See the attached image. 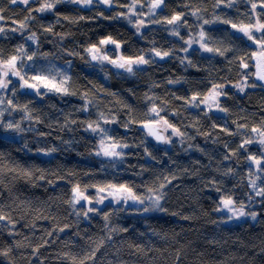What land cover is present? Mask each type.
Returning a JSON list of instances; mask_svg holds the SVG:
<instances>
[{
    "label": "trees",
    "instance_id": "1",
    "mask_svg": "<svg viewBox=\"0 0 264 264\" xmlns=\"http://www.w3.org/2000/svg\"><path fill=\"white\" fill-rule=\"evenodd\" d=\"M185 2L186 0H165L169 8L163 14L171 15L173 10L185 13L184 19L193 25L192 31L195 33L196 25L200 22L187 15L190 9L183 7ZM202 6L207 8L203 13L205 19H212L214 11L217 15L227 12L233 19L237 15L235 9H213L212 0H202ZM39 7L37 0H30L28 6L0 0V8H3L0 15L4 17L1 21L5 30L0 34V48L5 55H9L14 53L18 45H24L29 53L37 51L39 47L35 58L38 69H48L51 64L66 71L72 77L70 83L79 91H95V84L116 93V97L108 96L105 92L97 93L102 102L101 110L107 112L110 109L111 114L117 116L119 121L106 127L112 129L118 138L137 147L124 149L122 162L96 156L92 146L97 143V136L84 131L79 124L71 125V130H60V124L65 122V113H72L70 118L78 121L96 118L94 108H90L87 113L76 111L83 104L79 95L60 96L49 93L41 98L31 93H19L17 102L33 100L34 103L30 105L33 116H38L42 122L23 120L21 126L26 131L22 133L0 129V153L4 154L0 164L4 168L3 173H0V180L3 181L0 183V206L15 221L14 228L6 221L0 222V249L12 247L9 257L0 256V264H67L61 254L71 252L82 257L85 252L91 251L94 245L90 238L94 240L104 235L101 231L103 220L100 216H94L90 221L84 218L78 220L65 203L70 198L69 181H79L81 185L104 181L127 182L139 185L136 191L143 194L146 183L172 174H175L176 179L165 188L168 195L161 202L167 211L115 213L114 210L123 204L105 206L108 203L106 201L105 205H97L104 212L114 213L111 218L113 226L127 228L128 231L113 233L111 240L96 252L95 260L88 261V264H264V197L255 196L251 189L248 182L249 164L245 159L248 153L259 155L262 149L258 143H253L246 146L247 151L241 150L237 154L239 162L237 157L224 160L225 154H230L242 143V137L229 136L220 131L227 127L235 132L236 125L233 121L250 127L259 124L264 117V86L239 92L234 87L242 79L237 66L227 65L222 57L213 59L212 54L202 52L198 45L193 46L195 51L189 55L195 67H186L173 57L163 60L157 58L155 64L142 66V71L131 76L122 70L117 74L118 70L107 63L88 62L89 57L83 49L108 35L122 42L120 51L125 55H133L140 49L153 47L151 41L154 40L155 47L163 50L175 47V57L185 56L179 50L183 47V42L170 34L171 26L150 24L141 33H137L133 25L123 17L110 18L117 12L124 11L119 7L108 9L95 3L91 7H84L64 0L52 11H31L35 19L29 21L26 29L6 31L8 28H19V23L29 15V11ZM237 7L243 13L248 6L239 3ZM143 11L146 14L147 8ZM99 13H103V16ZM157 14L160 15L159 10ZM64 16H84L87 19L72 23L63 19ZM49 25L53 26L52 32L44 30ZM5 26L8 27L5 29ZM221 29L226 31L228 26H205V30L213 37L219 36ZM32 33L38 37L36 45L26 39ZM58 34L66 35L61 39ZM180 35L187 38L188 30L181 28ZM111 49L112 46L108 49V54L114 55ZM69 52H78L80 55H69ZM44 53L50 54L47 59L43 57ZM69 61L71 67L68 66ZM169 78L182 79L180 83L168 84ZM212 82L226 85L224 91L228 95L221 96L219 101L221 106L229 109L228 113L215 109L208 111L205 105L185 109L183 100L173 98V93L184 97L191 96L194 92L207 93ZM247 83L260 85L254 77ZM145 93L167 100V107L179 112V115L171 112H162L161 115H165L171 123L185 132L183 144L180 137H172V144L158 145L145 136L139 123L131 124L128 128L121 127L122 123L127 122L129 112L117 101L130 104L134 109L131 115L138 121L143 120L149 107V102L144 99ZM156 103L159 105L161 100ZM105 104L107 108L104 107ZM205 112H208L207 116L204 115ZM22 116L18 111L5 113V117L13 122L21 121ZM214 122L219 126L215 130L211 127ZM49 124L52 125L51 128L48 127ZM29 127L33 130L28 131ZM197 130L209 135L206 138L205 135L198 134ZM40 133L46 135L41 136ZM166 135H171V130ZM189 136L192 139L189 140ZM142 139L145 142L141 145ZM66 141L70 143H65ZM225 143L228 148L224 147ZM52 147L57 151L49 155L38 151ZM144 148H148L157 159L152 160L147 156ZM20 167L33 170L32 178L23 177ZM229 167L234 169L235 175L224 176V169ZM37 168L45 170V180L36 179L40 174L35 171ZM143 168L148 170L139 174ZM70 171L75 175H69ZM57 176H64L65 179L59 180ZM242 176L245 179L241 183ZM49 180L56 182L49 184ZM213 180L224 191H231L236 201H242L246 205V213H257L256 219L247 215L244 219L227 221L226 211H214L221 193L213 187ZM258 184L264 186V178ZM86 194L95 195V189L90 188ZM250 196L252 199H249ZM43 216H48L49 219H38ZM51 217H55V221ZM56 223L61 227L68 224L69 227L64 232L56 231L52 236H46V230L52 231ZM33 224L35 227L29 226ZM10 231L16 234L10 235ZM77 232L80 233L79 236L76 235ZM41 237L48 243L36 252L34 249L41 243ZM17 241L23 246L15 247ZM66 241H70L68 246H65Z\"/></svg>",
    "mask_w": 264,
    "mask_h": 264
},
{
    "label": "snow or ice",
    "instance_id": "2",
    "mask_svg": "<svg viewBox=\"0 0 264 264\" xmlns=\"http://www.w3.org/2000/svg\"><path fill=\"white\" fill-rule=\"evenodd\" d=\"M40 7L34 8L29 11V15L25 17L23 21L19 23V28L12 29V31H22L28 27L29 21L35 19L31 15V11H36L43 13L45 11H52L55 9L57 4L63 3L64 0H37ZM69 3H74L78 5H83L84 7H91L94 3L98 5H104L108 9L113 7H119L124 9V11L117 12L111 19H120L123 17L129 24H132L137 33H141L143 28L148 27V25H165L171 26L169 29L172 36L178 37L183 42V47L179 50L185 53L184 57H175L176 49L175 47L163 50L161 48L155 47L156 42L151 41L153 47L144 50L140 49L137 53L133 55H125L120 51L122 48V42L114 39L111 35L104 38H100L96 43L89 44L83 50L89 57L88 62L96 61L100 64H110L118 70L117 74H120L119 70L127 73L131 76H135L138 71H142V66L152 65L157 62V58L163 60L168 57H173L178 59L179 62L186 67H195L193 61L189 59L191 52L195 51L194 45H198L199 50L204 53L212 54V58L222 57L225 59L227 65L235 64L240 70L241 81L234 85V87L241 93L245 92L247 88H255L257 86H264V84L247 83L248 80L255 77L257 81L264 82V0H212L213 9H235L236 18L228 16L227 12H223L217 15L215 11L213 12L212 19H205L203 13L207 11V8L202 6V0H186L183 7L190 9L187 15H191L196 21L200 23L196 25L197 31L193 33V25L189 24L186 19H184L185 13L172 11L171 15H164L163 13L169 8V5L165 3V0H68ZM9 4L21 3L28 6L30 0H8ZM239 3H244L247 5V10L243 13L240 12L237 5ZM147 8V13L143 11ZM158 10L160 15H158ZM3 8H0V12ZM103 16V13H99ZM108 19L109 17H104ZM0 19H4L0 15ZM59 14L57 23H59ZM63 19L70 20L72 23L78 22V20L87 19L84 16L68 17L64 16ZM225 25L228 29L225 31L220 30V34L217 37H213L206 30V25ZM43 27V26H42ZM186 28L188 30L187 38L180 35V29ZM53 26L49 25L44 30L46 32H52ZM4 28L0 27V33H3ZM60 38L63 39L66 34H58ZM143 38V37H142ZM27 41L37 42L38 37L35 33H32L27 38ZM235 41H239L236 44ZM111 45V51L114 55L108 54V47ZM37 51L29 53L24 45H18L14 53L5 55L2 48H0V129H7L13 132L22 133L26 131L21 125L23 120H34L35 123H41V119L37 116H33V109L30 105L34 103L33 100L28 99L24 103L17 102L18 94L23 92L25 94L31 92L37 97L47 96L49 93H54L60 96H76L79 95L80 99L83 101L81 107L77 108V112L87 113L90 108L96 109V118H86L83 120L71 119L72 113H65L64 123L60 124V130L65 129L71 130V125L79 124L83 127V130L90 132L97 136L99 139L96 144H94L93 151L96 156L108 157L117 162H122L125 155L124 149L129 147H137V145H129L122 138H118L113 134V130L106 127V125L119 123L117 116L111 114V110L108 109L107 112L101 110V101L97 96L98 92H105L108 96L116 97L117 94L104 89L102 86H97L93 84L92 89L88 91H79L77 88L73 87L70 83L72 77L68 75L66 71L59 70L49 64L48 69L37 68L35 64V58L37 57ZM229 54L231 56L229 57ZM49 53H44L43 57L47 59ZM69 55L80 54L78 52H69ZM83 59V57H81ZM31 62V63H29ZM68 66L71 67V62H67ZM251 69H254L251 70ZM107 75V73H106ZM15 82H14V79ZM182 79V78H181ZM181 79L173 80L169 78L167 80L168 84L180 83ZM12 86L11 88L9 86ZM155 84H153V87ZM225 84L223 83H211V88L207 93L194 92L191 96H175L174 99H179L184 101L183 107L187 109L188 107L199 108L201 105H205L208 111L213 109L221 112L228 113L229 109L221 106L219 98L221 96H227L228 93L224 91ZM131 91V89H129ZM151 91V88L149 89ZM91 93V94H90ZM144 99L149 102V107L144 113L145 119L136 120L131 113L134 111L132 106L127 102L118 100L117 102L122 105L123 108H127L129 112V118L127 122L121 124V127L128 128L131 124L139 123L144 129L146 137H153L157 142L163 144H172V137H180L181 144L184 143L185 132H182L179 127L174 123H171L165 115H161L162 112H171L173 115H179L178 111H173L171 108L167 107L168 101L163 100L158 96H150L148 93L144 94ZM157 100H161L158 105ZM55 107V105H51ZM107 108V105H104ZM13 111H18L23 114L21 121L13 122L5 117V113L11 114ZM205 116L208 112L204 113ZM236 125V131H230L227 127L221 128L220 131L226 133L229 136H241L242 143L237 145L234 151L230 154H225L223 159L229 160L232 157H237V154L241 151H247L246 146L253 143H258L261 146V151L259 155L248 153L245 157L249 164L248 172V182L251 189L257 197H264V186L258 184L257 181L261 180V176L256 173H264V117L261 118L258 125L249 126L248 124H240L238 121H233ZM49 128L52 127L51 124L48 125ZM212 129L215 130L219 126L214 122L211 125ZM28 131L33 129L29 127ZM171 130V135H165ZM198 134L209 135V133ZM249 133L251 135H249ZM41 136L46 135L45 133H40ZM192 139V137H188ZM144 140H141V145L144 144ZM65 143H70L66 141ZM27 147V145H25ZM225 148H228V144L225 143ZM203 151L202 149H198ZM39 152L49 155L57 151L55 147L50 149H38ZM144 152L152 160H156L157 157L154 156L148 148H144ZM92 154V153H90ZM167 153H165L166 155ZM4 154L0 153V164H2ZM198 163V161H197ZM255 169L253 171L252 169ZM11 171H17V169H10ZM148 169L143 168L141 170L142 174ZM4 168L0 166V173H3ZM20 174L31 179L33 176V170L20 167ZM39 172V176L36 178L38 180L46 179V172L44 169H35ZM187 171V169H185ZM219 171V169H217ZM69 175H75L73 172H69ZM87 175V173H85ZM224 176L235 175V171L232 168H226L223 171ZM57 179L63 180L64 176H57ZM176 179L175 174L171 176H164L163 179H157V181L149 182L144 185V193H138L136 191L139 185L129 184L127 182H95L81 185L79 181L71 183L70 188V198L65 201L72 210V213L79 218L88 219L89 221L94 216H100L103 220V225L101 231L104 235L96 237V239L91 240L94 247L91 248L90 252H85L81 257L78 254H73L71 252L61 254V258L67 262V264H88V261L95 260V254L100 250L101 247L105 245L106 242L111 240L113 233L126 232L127 228H121L112 225L113 212H104L97 205H107L110 206L113 203L116 205L126 204L129 201L137 202L146 208L153 211H167L162 206V201L167 197L168 193L165 188ZM245 177H241V183L244 181ZM55 180H49V184H54ZM0 183H3L0 180ZM213 187L218 193H221L219 201L216 206L217 211H226L230 213L233 217H244L250 215L253 220L256 219L257 213H246V205L242 201H236L233 198V193L231 191H224L215 180L212 181ZM95 189V195H89V189ZM249 199H252L250 196ZM79 206V207H78ZM115 213L119 212V208L114 210ZM173 215H178V213H172ZM43 219H49L48 216L38 217ZM55 221V217H51ZM184 219H190L191 217H183ZM7 222L13 228L15 227V221L11 215H6L3 210V206H0V222ZM2 226V225H0ZM30 227H35V225H29ZM69 227L68 224H64L62 227L58 223L55 224L52 231L46 230V236H52L53 232H64L65 229ZM10 235H14L10 231ZM77 236L80 235L79 232L76 233ZM25 239H28L25 237ZM41 243L34 249L39 252L40 247H43L48 243L44 237L40 238ZM70 241L65 242V246H68ZM15 247L23 246L19 241L14 245ZM12 251V247H7L0 249V256L9 257ZM142 251V249H138ZM14 264V262H10ZM111 264V262H109Z\"/></svg>",
    "mask_w": 264,
    "mask_h": 264
},
{
    "label": "clouds",
    "instance_id": "3",
    "mask_svg": "<svg viewBox=\"0 0 264 264\" xmlns=\"http://www.w3.org/2000/svg\"><path fill=\"white\" fill-rule=\"evenodd\" d=\"M112 166L115 167V164H113ZM214 211H217L216 208L214 209ZM121 212L145 214V213H151V212H155V211L150 210V209L146 208L145 206H143L137 202L129 201L128 203L123 204V206L119 208L118 213H121ZM217 212H219V211H217ZM237 218L238 217H233L229 213V215L227 216V221H231V220H234ZM213 223H215V221H213Z\"/></svg>",
    "mask_w": 264,
    "mask_h": 264
},
{
    "label": "rangeland",
    "instance_id": "4",
    "mask_svg": "<svg viewBox=\"0 0 264 264\" xmlns=\"http://www.w3.org/2000/svg\"><path fill=\"white\" fill-rule=\"evenodd\" d=\"M3 25H4V22H3ZM0 27H2V21H1V19H0ZM6 27H8V26H5V29H6ZM3 28V27H2ZM7 32H13L12 30H10L9 28L6 30ZM0 34H2V33H0ZM1 36V35H0ZM32 42V41H31ZM34 45H36V42H32ZM14 79V78H13ZM14 82H15V79H14ZM10 88L12 87L11 85L9 86ZM29 93H31V92H29ZM34 94V93H33ZM35 95V94H34ZM165 135H166V133H165ZM253 170L255 171V169H254V167H253ZM257 175H259V176H261V178L263 179L264 178V173H256ZM259 182V180L257 181V183ZM227 213V212H226ZM228 215H229V213H227ZM244 218H247V215L246 216H244V217H238L237 219H234V220H239V219H244Z\"/></svg>",
    "mask_w": 264,
    "mask_h": 264
},
{
    "label": "water",
    "instance_id": "5",
    "mask_svg": "<svg viewBox=\"0 0 264 264\" xmlns=\"http://www.w3.org/2000/svg\"><path fill=\"white\" fill-rule=\"evenodd\" d=\"M107 47H109V46H107ZM92 62H94V63H96V61H92ZM254 79H255V77H254ZM255 81H257L256 79H255ZM258 83H260V84H264V82H260V81H257ZM139 128L140 129H142L143 131H144V129L142 128V126L141 125H139ZM165 134V133H164ZM154 142H156L158 145H164L163 143H160V142H157L153 137H150Z\"/></svg>",
    "mask_w": 264,
    "mask_h": 264
},
{
    "label": "flooded vegetation",
    "instance_id": "6",
    "mask_svg": "<svg viewBox=\"0 0 264 264\" xmlns=\"http://www.w3.org/2000/svg\"><path fill=\"white\" fill-rule=\"evenodd\" d=\"M111 45H109L108 49L110 48Z\"/></svg>",
    "mask_w": 264,
    "mask_h": 264
},
{
    "label": "bare ground",
    "instance_id": "7",
    "mask_svg": "<svg viewBox=\"0 0 264 264\" xmlns=\"http://www.w3.org/2000/svg\"><path fill=\"white\" fill-rule=\"evenodd\" d=\"M31 94H33V93H31ZM150 138V137H149Z\"/></svg>",
    "mask_w": 264,
    "mask_h": 264
}]
</instances>
